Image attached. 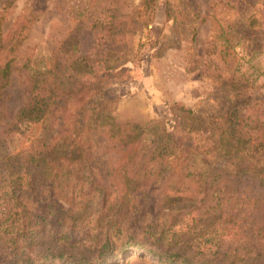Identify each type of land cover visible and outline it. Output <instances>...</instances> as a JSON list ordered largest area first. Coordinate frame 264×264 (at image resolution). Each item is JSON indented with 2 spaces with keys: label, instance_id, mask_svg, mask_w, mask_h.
<instances>
[{
  "label": "trees",
  "instance_id": "trees-1",
  "mask_svg": "<svg viewBox=\"0 0 264 264\" xmlns=\"http://www.w3.org/2000/svg\"><path fill=\"white\" fill-rule=\"evenodd\" d=\"M153 2H140L144 26ZM10 38L0 32V89L17 69ZM121 66L21 65L15 119L40 132L0 160V264H110L128 250L160 264H264V108L174 103L171 126L118 120L105 89ZM199 154L203 169L190 163Z\"/></svg>",
  "mask_w": 264,
  "mask_h": 264
},
{
  "label": "rangeland",
  "instance_id": "rangeland-1",
  "mask_svg": "<svg viewBox=\"0 0 264 264\" xmlns=\"http://www.w3.org/2000/svg\"><path fill=\"white\" fill-rule=\"evenodd\" d=\"M140 2L0 0V32L18 40L17 69L0 89V160L40 132L39 125L15 119L28 94L21 71L28 59L40 65L81 55L99 69L122 65L105 89L117 98L118 120L143 124L158 118L171 126L174 103L201 114L235 104L243 113L264 108V0H154L149 26L142 23L147 13ZM220 153L213 149L208 160L220 165ZM231 153L225 155L228 163ZM190 163L206 167L200 154ZM110 264L160 263L128 250Z\"/></svg>",
  "mask_w": 264,
  "mask_h": 264
}]
</instances>
